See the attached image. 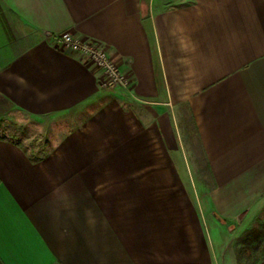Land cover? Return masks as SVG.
<instances>
[{
  "label": "crops",
  "instance_id": "0c3cea01",
  "mask_svg": "<svg viewBox=\"0 0 264 264\" xmlns=\"http://www.w3.org/2000/svg\"><path fill=\"white\" fill-rule=\"evenodd\" d=\"M65 32L103 47L130 95ZM177 105L211 177L207 223L176 167ZM11 113L41 146L0 135V264H236L264 202V0H0Z\"/></svg>",
  "mask_w": 264,
  "mask_h": 264
},
{
  "label": "rangeland",
  "instance_id": "374dc122",
  "mask_svg": "<svg viewBox=\"0 0 264 264\" xmlns=\"http://www.w3.org/2000/svg\"><path fill=\"white\" fill-rule=\"evenodd\" d=\"M117 89H121L126 94L130 95L128 88L125 89L118 87ZM174 116L177 125L176 130L179 132L180 136L179 148L181 153V158L179 160L176 159L175 163L179 170L178 172H180V182L182 184L183 193H185L193 202L196 201L198 203L199 221L203 223L205 221L207 223L210 212L205 207L206 193L209 188H211L212 183L206 160L203 157L194 125L185 106H175ZM30 123L31 121L29 118L11 113L4 122L0 121V135L21 138L25 143L23 145L29 149V151H33L35 147L41 146V138L34 133L35 131H31L29 128H27L26 131V127L24 126L31 125ZM29 137L33 138L31 139V142H33L32 144L29 142ZM261 223H264V202L263 208L258 215L252 218L250 222L242 228V232L237 241L241 236L255 230ZM230 228V232H234L235 229L232 225ZM211 232L222 233L221 229L216 230V232L215 230ZM262 251H264V248H260L256 253L252 252V258L260 257Z\"/></svg>",
  "mask_w": 264,
  "mask_h": 264
},
{
  "label": "built area",
  "instance_id": "2783aa9c",
  "mask_svg": "<svg viewBox=\"0 0 264 264\" xmlns=\"http://www.w3.org/2000/svg\"><path fill=\"white\" fill-rule=\"evenodd\" d=\"M56 41L71 50L78 52L88 61L98 67L106 77L105 86L108 88H128L129 82L120 73L117 66L109 59L105 49L99 45L79 41L71 34H60Z\"/></svg>",
  "mask_w": 264,
  "mask_h": 264
},
{
  "label": "trees",
  "instance_id": "16d2710c",
  "mask_svg": "<svg viewBox=\"0 0 264 264\" xmlns=\"http://www.w3.org/2000/svg\"><path fill=\"white\" fill-rule=\"evenodd\" d=\"M214 216L224 222L217 215ZM260 248H264V223H261L255 230L249 232L234 244L236 264H257L264 260V251L258 258H252V252L256 253Z\"/></svg>",
  "mask_w": 264,
  "mask_h": 264
}]
</instances>
